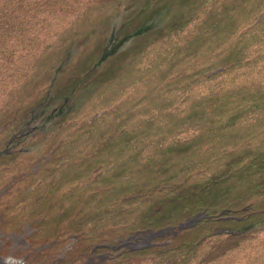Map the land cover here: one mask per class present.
I'll return each instance as SVG.
<instances>
[{
    "label": "trees",
    "instance_id": "obj_1",
    "mask_svg": "<svg viewBox=\"0 0 264 264\" xmlns=\"http://www.w3.org/2000/svg\"><path fill=\"white\" fill-rule=\"evenodd\" d=\"M0 232L25 264H264V0H0Z\"/></svg>",
    "mask_w": 264,
    "mask_h": 264
},
{
    "label": "rangeland",
    "instance_id": "obj_2",
    "mask_svg": "<svg viewBox=\"0 0 264 264\" xmlns=\"http://www.w3.org/2000/svg\"><path fill=\"white\" fill-rule=\"evenodd\" d=\"M26 230V229H25ZM150 237L152 236L146 235L142 236L140 238H137L135 241H132L134 244H129L131 250L141 249L144 246L148 245L150 243ZM22 237L19 235H13L9 239L11 242V247H9V253L7 255H0V264H6V262L9 260V257H13L15 259H27V254L18 255L16 251L19 249V246L22 244ZM2 243V242H1ZM95 259H87L82 264H94ZM25 264V263H24Z\"/></svg>",
    "mask_w": 264,
    "mask_h": 264
},
{
    "label": "water",
    "instance_id": "obj_3",
    "mask_svg": "<svg viewBox=\"0 0 264 264\" xmlns=\"http://www.w3.org/2000/svg\"><path fill=\"white\" fill-rule=\"evenodd\" d=\"M197 220H198V218L194 219V220L187 221L184 224H180L178 226V230H181V229L188 227L190 225L192 226ZM129 244H132V243L130 241H125L122 244H120L119 246H117V249L126 248V247H128Z\"/></svg>",
    "mask_w": 264,
    "mask_h": 264
},
{
    "label": "clouds",
    "instance_id": "obj_4",
    "mask_svg": "<svg viewBox=\"0 0 264 264\" xmlns=\"http://www.w3.org/2000/svg\"><path fill=\"white\" fill-rule=\"evenodd\" d=\"M6 264H24L23 259H15L13 257H9V260L6 262Z\"/></svg>",
    "mask_w": 264,
    "mask_h": 264
}]
</instances>
